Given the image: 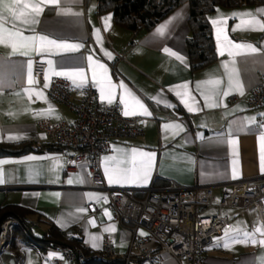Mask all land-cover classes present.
I'll list each match as a JSON object with an SVG mask.
<instances>
[{
    "label": "crops",
    "instance_id": "obj_1",
    "mask_svg": "<svg viewBox=\"0 0 264 264\" xmlns=\"http://www.w3.org/2000/svg\"><path fill=\"white\" fill-rule=\"evenodd\" d=\"M11 2L5 0V3ZM39 3L40 0H24V3L13 5L11 11L0 7V15L4 17L0 23L4 24L5 34L8 30L20 31L24 36L37 38L34 48L26 50L27 55L20 54L24 49H17L13 55L10 41L0 42V145L24 142L47 145L46 136L38 128L40 120L63 117L70 123L75 121L73 112L48 95L55 78L68 79L78 90L92 85L99 105L119 102L123 115L125 110L132 111V100L120 87L124 84L150 115L138 108L136 114L124 115L140 118L143 134L133 140L117 142L103 156L102 174L107 186H154L156 189L219 186L215 189L218 201L222 187L239 180L264 178L259 139L264 133V128L260 127L264 124V115H261L264 107L249 108L245 103V98L264 79V30L247 29L241 19L251 17L239 15L251 13L264 23V14L257 11L264 9V3L218 8L210 18L218 59L195 72L191 70L186 43L190 36L188 3L151 31L140 33L119 26L112 12L99 14L98 0H59L56 4H41L43 11L35 15L31 6ZM12 12L19 18L13 17ZM213 21L218 23L213 24ZM165 24L164 34H158L157 29ZM218 28L223 29L219 35ZM40 36L56 41V44L41 42ZM62 44L81 47L58 46ZM239 44H251L258 51L250 53L248 49L235 47ZM166 48L170 52H166ZM35 58L47 65V79L43 84L34 75ZM29 61L32 83H29ZM100 64L104 65L103 69L98 66ZM77 69L83 71V78L68 75ZM234 69L238 74H233V87L225 97L222 93L229 90V73ZM56 72L66 74L56 75ZM102 80L105 83L110 81L113 86L111 102L107 97L101 99ZM209 80H219L220 83H203ZM237 80L243 86V95L235 87ZM182 85L187 87L181 88ZM214 89L221 92L215 97L219 106H209L205 100V94ZM177 92L185 93L183 99ZM232 96H238L239 100L231 102ZM75 99L79 100L80 96L76 95ZM121 99L127 101V109ZM186 104L192 107V111ZM154 114H157L158 121ZM250 117H255L256 123H248ZM172 124L181 125L183 130L166 127ZM233 140L236 143H230ZM133 149H136L135 153ZM142 152L155 154L146 183L143 180L109 183L106 168L109 173L117 167L131 170L135 161L139 170L140 162L145 159L140 156ZM70 153L62 149L0 157V209L11 205L35 212L27 219L38 224L32 229L37 238L52 225L62 232L76 231L80 234L81 245L93 253L101 252L105 238H110L120 259L129 249L132 233L117 221L113 209L105 206L106 193L91 188L87 167L71 174L64 173ZM129 175H132L131 171ZM93 202L105 206L102 214H90L89 205ZM81 208L85 211L79 212ZM229 211L234 212L225 214L232 220L231 229L210 246L204 264H262L264 244L260 241L264 240V235L257 232L260 234L257 237L251 230L252 226L263 228L257 213L241 215ZM213 212L214 209L209 211ZM244 232L253 234L252 238L246 241ZM139 235L146 238L147 232L141 229ZM252 239L256 243H252ZM14 245L25 248L21 264H54L53 259L57 256L49 250L39 253L27 243L19 229L15 231ZM144 246L154 248L149 240ZM134 253L137 255L139 251ZM139 264L178 263L171 256L164 255L162 262L141 260Z\"/></svg>",
    "mask_w": 264,
    "mask_h": 264
},
{
    "label": "built area",
    "instance_id": "obj_2",
    "mask_svg": "<svg viewBox=\"0 0 264 264\" xmlns=\"http://www.w3.org/2000/svg\"><path fill=\"white\" fill-rule=\"evenodd\" d=\"M33 66L36 79L43 84L46 63L35 58ZM48 95L75 115L73 123L63 117L38 122V128L49 144L71 152L64 173L71 174L87 167L91 188L106 193L105 206L111 207L117 221L132 233L129 249L120 259L116 256L114 242L105 238L101 252L92 255L85 254L81 248L52 246L48 250L57 254L54 264H139L141 260L162 262L164 255L171 256L178 264H204L210 246L231 229L232 220L224 214L225 210L241 215L255 211L264 228V178L239 180L224 186L218 201L215 189L219 186H172L166 189L107 186L102 174L103 156L117 142L142 136L141 119L124 116L119 102L99 105L92 85L78 90L66 78H55ZM76 95L80 96L79 100L75 99ZM238 100V96L230 97L231 102ZM245 103L249 108L264 107V79L245 98ZM154 119L159 120L157 114ZM105 206L91 203L90 214H102ZM213 209L215 212L209 213ZM29 225V230L22 231L24 239L41 253L40 244L30 233L38 224L29 222ZM20 227V220L14 217L0 224V255L4 251L11 252L15 257L14 264H21L24 258L25 248L14 245L15 231ZM141 229L147 232L146 238L139 235ZM255 229V226L251 227L259 237ZM66 234L67 237H80L76 231L70 230ZM147 240L154 248L144 246ZM136 250L139 251L137 255ZM0 264H4L1 258Z\"/></svg>",
    "mask_w": 264,
    "mask_h": 264
},
{
    "label": "trees",
    "instance_id": "obj_3",
    "mask_svg": "<svg viewBox=\"0 0 264 264\" xmlns=\"http://www.w3.org/2000/svg\"><path fill=\"white\" fill-rule=\"evenodd\" d=\"M98 3L99 14L112 12L115 22L133 33L151 31L176 9L188 3L190 36L186 43L191 70L195 72L215 63L218 59L210 23V18L217 9L257 5L264 3V0H98ZM54 150H62V148L53 144L35 146L33 142L3 144L0 145V157L20 156L30 151ZM34 213L19 206H5L0 209V224L7 218H17L21 222V227L18 229L22 233L23 230H29L27 216ZM34 238L43 251L61 244L71 248H81L87 255L94 254L81 245L79 237H67L66 232L60 231L53 225L43 236L39 238L34 236Z\"/></svg>",
    "mask_w": 264,
    "mask_h": 264
},
{
    "label": "snow or ice",
    "instance_id": "obj_4",
    "mask_svg": "<svg viewBox=\"0 0 264 264\" xmlns=\"http://www.w3.org/2000/svg\"><path fill=\"white\" fill-rule=\"evenodd\" d=\"M21 3H24V0H12L11 3H5V0H0V7H2L3 9L12 10L13 5H19ZM59 3V0H40L39 4H34L31 6L32 8V12L35 13V15H39L40 12L43 11V8L40 6L41 4H56ZM24 7L27 8L28 5L25 3ZM258 14H264V9H259L257 10ZM67 14V13H64ZM13 17L15 18H19L16 17V13L12 12ZM22 15V13H21ZM234 16L237 14H233ZM241 17H251V19H241V24L245 25L247 29L250 30H255L257 28H259L260 30H264V23H262L260 20L256 19L254 16H252L251 13H242L239 14ZM4 17L3 15H0V21H3ZM25 23H27V21H24ZM169 23H171V21H169ZM217 21H213V24H217ZM14 27V26H13ZM167 28V24L165 25H161L160 28L157 29V33L160 35H163L165 32V29ZM222 28H218V35L219 33L222 31ZM5 39H7L8 41L11 42V47H12V54L15 55L17 53V49H24L25 51H22L20 54L23 55H27L28 52L26 51L29 48H34L35 43L37 38L36 37H28V36H24L20 31H12V30H8L5 34V30H4V24L0 23V42H4ZM39 41L44 42L47 41L48 44H56V41H52V40H47L46 37L44 36H40ZM225 39L227 40V38L225 37ZM59 47H65V48H79L81 47V45H69V44H62V45H58ZM235 47L238 48H243V49H248L250 50V53H256L258 51V49L251 45V44H239V45H235ZM166 52H170L169 49H165ZM107 55L111 56L110 53H106ZM171 55H176V53H170ZM230 55L232 54L231 52L229 53ZM221 55H223V52H221ZM180 58V57H177ZM88 60L91 61L92 57L89 56ZM49 64L52 63V61H48ZM100 68H104V65L100 64L98 65ZM31 61H29V83H32L31 80ZM225 68L227 70V66L225 65ZM107 70L105 69V72ZM56 75H65L66 73L64 72H56ZM233 74H238L236 73V70H233V73H229V78H228V91H224L222 93L223 96H227L230 94V91L233 87ZM68 75L71 76H76L79 75L81 78H83V71L80 69L74 70L71 73H68ZM45 79H47V77H45ZM94 79H95V73H94ZM204 84H214V85H219L220 81L219 80H209V81H205L203 82ZM45 88L48 87V84L45 83ZM112 85L110 81H107L105 83V81H101L100 82V96L101 99L103 100L105 97L108 98L109 102H111L112 97H113V91H112ZM121 88L124 89L126 95L128 97L131 98L132 100V111H128L125 110L124 115H134L136 114V109L138 108L139 110H141L144 114L150 115V113H148L147 108L144 106V104L130 91L126 88V86L124 84L120 85ZM181 88H186L187 85H182L180 86ZM198 87H200L198 85ZM235 87L237 88V90L240 91V94L243 95V86L242 84L239 82V80H237L235 82ZM38 96L42 95V93H37ZM178 96H181L183 99V96L185 95V93L183 92H177ZM221 95V92L218 89H214L213 91H211L210 93L205 94V100L209 102V106H219L218 104H216L215 101V97ZM122 104H125L126 109L128 108V103L126 100L121 99L120 101ZM189 108V111H192V107L187 105ZM261 115H264V113H262ZM248 119V123H256V118L255 117H250L247 118ZM166 127H173L176 128L178 130H183L182 126L179 124H172V125H166ZM261 128H264V124L260 125ZM260 142H261V166H262V171H264V133H262L259 137ZM230 143H236V141H230ZM133 153L136 152V149L132 150ZM154 153H140V156L144 157L145 159L142 160L140 162V167L139 170L136 169L135 167V161H133L134 164V168L131 170H125V169H121L119 167L117 168H113L111 170V172L109 173V170L106 168V175H108V180L109 183H121V182H128V181H132L135 182L137 180H143V182H147L148 176L150 174V170L152 167V160L154 157ZM31 159V158H30ZM105 159H110V158H105ZM129 171L132 172V175H129ZM234 174H235V170H234ZM2 182V181H0ZM79 212H83L85 211L83 208L78 209ZM256 232L261 233V235H264V228L261 227H257L255 229ZM227 232V230H226ZM142 235L144 233H141ZM245 240L247 241L248 239L252 238L251 233L248 232H244L243 233ZM252 243H256V240L252 239ZM261 244H264V240L260 241ZM227 246V245H225ZM262 264H264V258H262Z\"/></svg>",
    "mask_w": 264,
    "mask_h": 264
},
{
    "label": "water",
    "instance_id": "obj_5",
    "mask_svg": "<svg viewBox=\"0 0 264 264\" xmlns=\"http://www.w3.org/2000/svg\"><path fill=\"white\" fill-rule=\"evenodd\" d=\"M0 258H1V261L5 262V264H8L9 262L14 264V261H15L14 255L11 252H7V251L2 252L0 255ZM6 260L9 262L7 263Z\"/></svg>",
    "mask_w": 264,
    "mask_h": 264
},
{
    "label": "rangeland",
    "instance_id": "obj_6",
    "mask_svg": "<svg viewBox=\"0 0 264 264\" xmlns=\"http://www.w3.org/2000/svg\"><path fill=\"white\" fill-rule=\"evenodd\" d=\"M232 213H234V212H230L229 210H225V212H224V214H229V215H231Z\"/></svg>",
    "mask_w": 264,
    "mask_h": 264
}]
</instances>
